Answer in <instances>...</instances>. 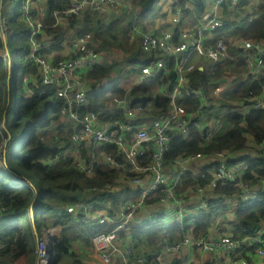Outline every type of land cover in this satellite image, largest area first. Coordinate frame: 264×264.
<instances>
[{"label":"trees","instance_id":"16d2710c","mask_svg":"<svg viewBox=\"0 0 264 264\" xmlns=\"http://www.w3.org/2000/svg\"><path fill=\"white\" fill-rule=\"evenodd\" d=\"M165 1L167 0H125L124 4L112 13L84 11L68 18L64 25H54L55 0L46 1L41 36L49 39L50 43L43 48L44 54L52 52V61L60 59L63 42L69 39L70 31L80 28V32L91 34L94 50L101 55V59L83 75L88 103L80 110V114L92 110L104 111L107 118L121 117L109 104L110 99L105 94L111 91L118 96L124 95L122 81L131 74H136L138 66L149 62L150 56L140 49L139 38L130 40V33L133 28L156 33L165 28L167 25H159L157 30L154 26L156 17L165 15L161 12ZM247 1L251 0H245L244 6ZM194 3L196 10L200 12L204 2L194 0ZM263 5H259L251 20L247 13L242 12V15L240 11L226 10L224 26L217 34L224 38L230 53L236 52L233 42L238 38L264 37ZM8 29L6 43L0 37V142L6 141L4 166L0 168V264H19L21 258H25V264H34L35 253L32 258L25 256L27 237L35 241L36 231L50 227H59L58 238L52 243L50 264H93L82 255L71 251V245L81 243L86 247L90 246L92 235L113 230L118 222H80L66 211V207L94 186L101 188L103 192L100 196H92L88 200L93 209L104 202H111L115 194L112 188L118 185V178L125 174L124 169L96 163L93 174L85 175L75 167L70 157H60L52 165L43 161L68 147V136L72 127L60 113L62 101L59 100L56 105L52 103L56 98L54 86H42L38 78L39 88L32 87L35 90L43 89V92L36 95L24 94L23 75L27 72L35 73L37 69L31 66L29 60V28L19 19L17 9L8 17ZM197 63L196 68L188 75V86L197 88L201 97L193 98L190 93H183L177 98V102L189 112H195L201 107L203 117L200 121L203 127H191L186 136L173 133L164 154L166 164H170L177 156L197 152L233 153L242 149L249 137L261 146L264 139V110L246 109L240 103L245 96L260 94L264 80L255 81L244 77L246 68L243 62H228L214 70L212 63L207 59H200ZM174 77L171 61L167 73L148 78L128 92V101L139 109V117L146 115L142 109L150 101L154 103L155 108L166 111L170 98L160 90L164 85L171 87ZM230 77L232 80L226 87L223 98L216 99L220 105L227 106V110L216 115L209 113L212 89ZM207 101L210 102L209 106L206 105ZM11 102L15 104L17 114L7 123L6 106ZM217 119L219 122L216 126ZM40 129L43 131L38 132ZM208 130L213 131V136L208 143L201 144L200 135ZM98 148L113 154L117 160L124 163L113 146L103 144ZM228 162L244 164L245 168L239 179L248 186H255L264 179L262 146L253 155L231 158ZM212 166L213 164L203 167V175L189 171L182 174L177 188L182 200L188 197V192L197 184H203L210 179L211 176L206 170ZM23 178L34 185L35 193L24 186ZM107 184L111 187L106 188ZM211 192L212 195L205 198L206 207L192 210L180 220L177 217L171 220L159 213L158 209L150 208L161 196L158 191H154L147 197L146 206L151 209L149 211L156 213V221L150 223L146 220L148 212L140 211L130 225L118 232V236L131 242L135 253L144 252L157 256L164 242L171 243L183 235L198 237L206 234L210 228L217 225L218 218L229 208L226 201L231 199L234 203L232 213L228 218H224L220 230L225 229L226 235L233 239H243L258 233L264 238V190L248 201H241L238 197V187L231 182L219 184ZM137 197L136 192L126 190L124 201ZM187 199L190 202L191 199ZM171 206L176 214L175 206ZM223 225L227 227H222ZM255 252V244L245 243L237 250L236 258H243L247 264H251L250 256L256 254ZM68 253L71 257L66 259ZM170 260V264H193L187 256L174 255Z\"/></svg>","mask_w":264,"mask_h":264},{"label":"built area","instance_id":"2783aa9c","mask_svg":"<svg viewBox=\"0 0 264 264\" xmlns=\"http://www.w3.org/2000/svg\"><path fill=\"white\" fill-rule=\"evenodd\" d=\"M47 0H16L15 6L19 19L29 28V60L37 71L27 72L22 78V89L25 95L41 94L43 89L38 87V78L42 86H54L56 98L54 105L62 101L60 113L70 122L72 131L68 136V147L43 161L52 165L60 157H70L75 167L85 175L93 174L96 163H102L110 168H123L125 174L119 181L124 192H136L137 198L123 201L122 206L114 210V199L104 208H92L88 202L92 196H100L103 192L96 186L86 190L73 204L66 207V211L80 222L94 221L97 224L118 222L115 229L100 231L90 237L92 249L99 255L102 264H170V259L188 248L197 252H210L221 255L224 264H247L242 258H236L237 250L245 243L256 245V253L264 257V238L261 233L243 239H233L226 234L211 236L208 233L193 237L183 235L171 243L164 242L157 256L144 252L135 253L132 243L118 232L132 223L135 215L146 206L147 197L154 191L161 196L158 202H170L175 206L177 218L192 210L206 207L205 195L219 184L227 182L238 187V197L241 201L255 198L264 190V179L255 186H248L239 177L245 168L241 162L230 164V153L197 152L185 156H177L166 164L164 154L168 149L171 135L186 136L191 127H203L200 119L203 111L199 107L195 112H189L177 102L183 93L191 94L193 98H200L197 88H189L188 75L196 68L200 59H207L212 63V70L224 66L228 62H243L245 65L244 77L251 80H264V37L257 39L238 38L233 42L236 52L230 53L224 38L218 31L224 26V8L239 12L244 8L245 0H205L202 10L197 15L188 14L191 9L189 0H169V12L172 13V27L162 29L158 33L133 28L130 39L139 38L142 52L149 53V62L140 66L133 79H128V85L121 87L124 95H115L106 92L110 105L121 115L120 118H107L104 111L80 110L87 106L86 83L84 73L94 66L101 55L94 50V41L88 32H80V28L70 31L69 39L63 42L60 52L61 58L52 61L53 53H43L50 40L41 36L43 19ZM125 0H55L53 7L54 25H64L68 18L84 11L109 12L118 9ZM18 5V7H17ZM191 17V20L189 18ZM9 32L8 16L4 11V0H0V37L6 43ZM7 52V49H6ZM193 57H196L193 59ZM173 61L175 77L173 85H164L160 92L169 96L170 101L166 111L155 108L150 101L142 110L146 115L139 117V109L128 101V92L136 85L148 78H154L159 73H167L169 64ZM228 72V71H227ZM228 80V79H227ZM217 84L211 91L212 102L206 105L209 113L216 115L225 112L227 106L220 105L216 99H222L229 80ZM247 108L264 110V84L262 92L248 95L240 100ZM218 125L219 119L215 120ZM213 131L200 135L201 144L209 142ZM6 141L0 142V168L4 166ZM111 145L121 156L124 163L109 153L98 148L99 145ZM264 149V139L261 142ZM206 160L198 170L213 164L206 170L211 177L203 184H197L188 196H194L196 203L188 207L182 203L177 188L180 177L190 170V165L200 160ZM174 169L172 175L167 167ZM20 176V175H19ZM22 177V176H21ZM24 186L35 193L34 185L23 178ZM111 187L110 184L105 186ZM99 200V198L97 199ZM3 210V208H1ZM31 210V206H30ZM32 212V211H31ZM156 213L148 211L146 220L156 221ZM55 227L41 228L35 232V261L34 264H50L51 253L49 244L58 238Z\"/></svg>","mask_w":264,"mask_h":264},{"label":"crops","instance_id":"0c3cea01","mask_svg":"<svg viewBox=\"0 0 264 264\" xmlns=\"http://www.w3.org/2000/svg\"><path fill=\"white\" fill-rule=\"evenodd\" d=\"M203 2H205V0H202ZM189 2H190V5H191V9H189L188 10V14H190V16H192V15H197L199 12L196 10V5H195V3H194V0H189ZM246 4H245V6H244V8H243V11H241L240 10V12H241V14L243 15V13L242 12H244V13H247L248 14V16H249V19L251 20L255 15H254V12H257V10H258V7H259V5L260 4H264V0H251V1H247V2H245ZM263 10H264V5H263V8H262ZM226 10H228V9H226V8H224V10H223V15L225 16V12H226ZM161 12H164L165 14L166 13H169V6L168 5H165L163 8H162V10H161ZM189 20H191V17L189 18ZM159 20L157 19L156 20V25H155V27L157 28L158 26H159ZM164 22H166L165 20H164ZM170 27H172V25L171 26H166L165 28H163V29H166V28H170ZM162 30V29H161ZM228 80H230V82H231V80L232 79H228ZM251 138L249 137V139L248 140H250ZM236 152V151H235ZM235 152H233V153H231V154H235ZM252 155V154H251ZM207 161L206 160H200L199 162H194V163H192L191 165H190V170H189V172H191V173H193V174H196L197 175V173H198V170L201 168V165H204L205 163H206ZM167 172L170 174V175H172L173 174V172H174V169H172V168H170L169 166L167 167ZM120 183V182H119ZM120 189H121V187L120 188H118V190L117 191H119L118 193H117V195H116V198H117V200L119 199H121V197H123L124 198V195H125V192L122 190V191H120ZM212 195V192L210 191V192H207V194L205 195V198L206 197H209V196H211ZM189 197V200H190V202H188V198ZM187 198H186V201H184V200H182V203L184 204V205H187L189 208L190 207H192L195 203H196V198L194 197V196H188ZM124 200V199H123ZM122 199H121V201L120 202H122L123 201ZM115 202V201H114ZM228 202V200L226 201V203ZM172 204L170 203V202H155L154 204H152L151 206H150V208L151 209H158L160 212L159 213H161V214H164V215H166L167 216V218H169V219H171V220H173L175 217H177V215L175 214V210H174V208H172V206H171ZM228 205V207H229V211L228 212H225L222 216H220L219 218H218V220H217V225H219V226H214V227H212V228H210L209 230H208V234L209 235H211V236H219V235H221V234H218V231L220 230V228L219 227H221L220 225H221V223H222V221L224 220V218H228L230 215H231V213H232V209H233V206H234V203H233V201L230 199L229 200V203L227 204ZM149 206H145V208H143L142 210H141V212L143 213L144 211H146V212H148L149 210H151L150 208H148ZM140 212V211H139ZM138 212V213H139ZM138 213L135 215L136 217H137V215H138ZM219 223V224H218ZM222 227H227V225H223ZM56 228V232H57V230L59 231V227H55ZM34 231H35V229H34ZM58 233V232H57ZM34 248H35V241H34V247H33V250H32V253H34ZM89 248V249H88ZM71 251H73L74 253H76L77 255H82L87 261H90L91 263H93V264H102L101 262H97V261H95V259H93L92 258V256L94 255V251H93V249H92V246L90 245V246H88L87 247V249H86V246H84L83 244H81V243H74V244H72L71 245ZM193 251V250H192ZM193 252H197V251H193ZM184 253H186V254H184ZM190 253H192L191 252V249L190 248H188V249H186V250H184V251H182V252H180V253H178V254H176V256H179V257H182V256H187V259H189V260H191V261H193V264H204L205 262H209V263H211V264H224V259L222 258V256L221 255H218V254H209L208 252H206V253H202V252H198L199 254H200V258H202L203 260H199V259H192V256H191V258L189 257L190 256ZM256 253V252H255ZM66 257V259L67 258H70L71 257V254L70 253H68V255L67 256H65ZM221 258V259H220ZM93 259V260H92ZM243 259V258H242ZM220 260V261H219ZM250 260H251V264H264V257H261V256H259L257 253L256 254H252L251 256H250ZM94 261V262H93ZM214 261V262H213ZM19 264H25L26 262H24V260H21L20 262H18ZM187 262H184V264H186Z\"/></svg>","mask_w":264,"mask_h":264},{"label":"rangeland","instance_id":"374dc122","mask_svg":"<svg viewBox=\"0 0 264 264\" xmlns=\"http://www.w3.org/2000/svg\"><path fill=\"white\" fill-rule=\"evenodd\" d=\"M15 3H16V0H4V11H5V13H6V15L9 17V15H11L12 13H13V11L16 9V7H14L15 6ZM169 4L170 2H169V0H167V1H165L164 3H163V7L165 6V5H167V4ZM115 11V9L114 10H112V11H109L110 13H112V12H114ZM150 13H152V12H150ZM110 15V14H109ZM158 20H159V25L161 26H164V25H168V26H171L172 25V21H171V19H172V13H166L164 16H157L156 17ZM164 20L166 21V22H164ZM156 25V21L154 22V26ZM158 28V27H157ZM157 28H156V30H157ZM145 31H150V30H145ZM152 32H154V31H152ZM130 40H132V39H130ZM143 53H146V52H143ZM147 54V56L149 57V53H146ZM196 57H193V59H195ZM139 69H140V66H138V71H139ZM137 71V72H138ZM136 73V72H135ZM225 73H226V71H225ZM134 76H135V74L134 75H132L131 74V76L129 77L130 79H133L134 78ZM129 78H126V79H124L123 81H122V83H121V85L122 86H124V87H126L127 85H128V79ZM228 79H232V77H230V78H228ZM234 79V78H233ZM228 81V80H227ZM230 81V80H229ZM208 103H209V101H208ZM109 104H110V102H109ZM6 109H7V114H6V120H7V123H9V121L11 120V119H13V118H15L16 117V114H17V108H16V106H15V104L13 103V102H11L9 105L7 104V106H6ZM65 118V117H64ZM66 119V118H65ZM215 125L217 126V124L215 123ZM43 130L42 129H40L38 132H42ZM19 134H20V132H19ZM260 145H258L257 143H255L253 140H247V142H246V144H245V146L242 148V149H240V150H238V151H236L235 152V154H231L230 153V159L231 158H239V157H243V156H245V155H253L254 153H256V151L258 150V149H260ZM121 177H119L118 178V185L116 184V186H113V188H112V190L115 192V194H114V196H113V198H114V210H117L118 208H120L121 206H122V203H123V197H121V199L123 200L122 202H120L121 201V199L119 200H117V198H116V195H117V193L119 192V191H117L118 190V188H120L121 187V189H120V191H122L123 189H122V183L119 181V179H120ZM120 182V183H119ZM210 192V191H209ZM207 194V193H206ZM186 197H184L183 198V200L185 199ZM186 201V200H185ZM110 201H108V202H104L102 205H101V208H104L108 203H109ZM229 203V200H228V202L226 203V204H228ZM229 211V208L226 210V212H228ZM54 232H56V231H54ZM57 232H58V235H59V231L57 230ZM218 234H227V232L225 231V229H221V230H219L218 231ZM33 247H34V241H32V239L31 238H28L27 237V253H26V257L27 258H32V255H34V253H32V250H33ZM88 247V246H87ZM87 247H86V249H87ZM89 249V248H88ZM193 250V248L191 247V252L192 253H190V258H191V256H192V259L194 260V259H199L200 258V254L198 253V252H193L192 251ZM94 251V250H93ZM184 254H186V253H184ZM209 254H212V253H210L209 252ZM174 256V255H173ZM92 258L93 259H95V261H99V255H98V253L96 252V251H94V255L92 256ZM33 259H34V256H33ZM92 259V260H93ZM21 260H23V258H21ZM20 260V261H21ZM24 260H25V258H24ZM199 260H203L202 258H200ZM28 262V261H27ZM94 262V261H93Z\"/></svg>","mask_w":264,"mask_h":264},{"label":"water","instance_id":"95a60500","mask_svg":"<svg viewBox=\"0 0 264 264\" xmlns=\"http://www.w3.org/2000/svg\"><path fill=\"white\" fill-rule=\"evenodd\" d=\"M50 253L52 252V243L49 244Z\"/></svg>","mask_w":264,"mask_h":264}]
</instances>
